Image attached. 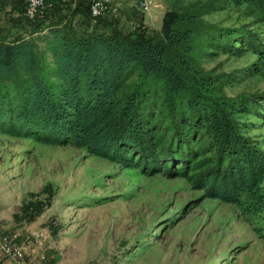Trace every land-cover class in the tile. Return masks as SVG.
<instances>
[{
  "label": "trees",
  "instance_id": "16d2710c",
  "mask_svg": "<svg viewBox=\"0 0 264 264\" xmlns=\"http://www.w3.org/2000/svg\"><path fill=\"white\" fill-rule=\"evenodd\" d=\"M6 1L24 19H13L18 32L29 35L0 38L1 132L83 146L145 173L178 174L223 201L263 192L264 151L236 117L258 113L262 95L225 94L222 77L199 58L218 49H248L264 61V33L204 22L200 14L213 3L167 9L159 29L147 32L142 11L130 26L106 18L111 7L91 15L89 0H44L42 17L29 19L21 14V0ZM246 1L264 22V0ZM64 6L70 16L60 23ZM74 22L79 30H72ZM44 28L54 79L30 37ZM38 208L28 198L15 216L30 220Z\"/></svg>",
  "mask_w": 264,
  "mask_h": 264
},
{
  "label": "rangeland",
  "instance_id": "374dc122",
  "mask_svg": "<svg viewBox=\"0 0 264 264\" xmlns=\"http://www.w3.org/2000/svg\"><path fill=\"white\" fill-rule=\"evenodd\" d=\"M21 1V14L29 18ZM147 2L144 8L139 0H111L114 9L106 18L131 26L142 11L144 27L151 32L159 29L167 9L213 3L200 14L204 22L264 33L259 11L246 0ZM44 10L45 4L32 18L42 17ZM60 12V23L67 22L70 9L64 6ZM17 19L24 20L19 15ZM71 27L79 30L75 22ZM46 31L30 37L43 70L54 79ZM23 32L29 35L13 30L2 39ZM199 59L204 69L222 77L225 94L262 95L255 102L258 113L243 111L236 117L242 132L264 151V61L248 49H218ZM259 185L261 194L241 192L237 202L223 201L206 196L178 174L145 173L83 146L0 131V234L13 237L41 263L264 264V174ZM28 198L37 200L39 208L30 220L16 217ZM2 262L7 264L4 258Z\"/></svg>",
  "mask_w": 264,
  "mask_h": 264
},
{
  "label": "built area",
  "instance_id": "2783aa9c",
  "mask_svg": "<svg viewBox=\"0 0 264 264\" xmlns=\"http://www.w3.org/2000/svg\"><path fill=\"white\" fill-rule=\"evenodd\" d=\"M25 2V15L32 18L42 12L44 0H23ZM142 7L147 8V0H139ZM111 7V0H89V10L91 15L96 16ZM42 236V234H41ZM0 256L7 264H47L41 263V258L33 256L26 251L25 247L14 240L8 234H0Z\"/></svg>",
  "mask_w": 264,
  "mask_h": 264
},
{
  "label": "crops",
  "instance_id": "0c3cea01",
  "mask_svg": "<svg viewBox=\"0 0 264 264\" xmlns=\"http://www.w3.org/2000/svg\"><path fill=\"white\" fill-rule=\"evenodd\" d=\"M16 9V7L11 6L6 0H0V38L6 37L13 30L18 32V23H13V19L17 18L18 15ZM7 18L10 19V22L7 21Z\"/></svg>",
  "mask_w": 264,
  "mask_h": 264
}]
</instances>
